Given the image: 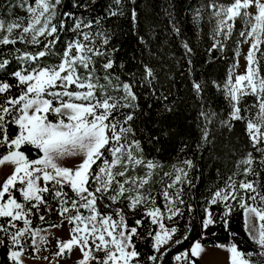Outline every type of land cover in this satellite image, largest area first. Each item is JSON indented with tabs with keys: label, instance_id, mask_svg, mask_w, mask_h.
I'll return each instance as SVG.
<instances>
[{
	"label": "snow or ice",
	"instance_id": "6c2138e0",
	"mask_svg": "<svg viewBox=\"0 0 264 264\" xmlns=\"http://www.w3.org/2000/svg\"><path fill=\"white\" fill-rule=\"evenodd\" d=\"M95 3L96 0H72V8L89 11ZM127 4L133 6L131 34L148 48L139 31L137 0H127ZM16 6L27 15L12 20L0 18V46L17 43L25 46L14 48L10 58L0 55V73H6L13 60L18 65L8 73L15 84L0 78V148L4 149L0 153V166H13L12 173L0 185V220L5 221L0 223V246L8 249L0 264L4 260L8 264H24L29 240L35 253L48 244V230L33 228L31 217L39 214L42 207L52 210L49 195L58 204L62 223L67 221L71 225L70 238L57 239L55 257L62 258L66 252L70 255L79 248L82 258L76 264H144L135 239L150 237L156 254L149 255L147 260L161 264L171 250L167 245L190 239V223L179 239L175 238L180 231L175 225L185 210L190 219L195 210L184 199V186L195 188L190 173L196 165L192 159L185 158L172 164L170 171H164L162 163L145 155L137 137V132L143 130L136 128V121L148 113L141 107L140 95L134 89L146 87L149 90L146 99L154 97L162 102L168 101L172 93L160 91L157 70L147 63L141 62L143 75L139 80L135 79V73L128 74L129 80H121L114 74L113 54L119 49L111 44L113 33L102 22L124 16L125 0H111L106 16L94 19L72 11L61 12L63 0L31 3L17 0ZM203 7L193 17L197 23L202 19ZM207 7L211 12L210 22L214 21L209 52H223L234 34L240 38L235 41L237 58L241 56V44H248L249 48L244 55L243 74L235 71L239 67L237 59L223 83L211 82L227 103L226 116L207 103L204 95L207 82L191 81L193 93L200 101L196 116L200 142L196 147L201 150L212 145L219 129L231 133L236 122H240L244 125L249 150L236 161L235 170L224 185L211 192L203 207L201 226L206 232L222 223L228 231L234 204L238 205L243 210L245 232L256 250L244 252L236 243L215 246L229 253V264H264V180L261 179L264 173V0H210ZM168 16L173 32L179 36L181 30L173 22L171 12ZM237 22L242 25L239 30ZM64 32L73 35L62 41ZM61 43L62 49L58 47ZM29 47L33 50H28ZM182 47L191 66L193 48L186 41ZM149 55L155 54L149 49ZM97 57L104 60L99 69ZM52 58L54 62H49ZM101 71L103 75L99 74ZM14 88L18 95L13 94ZM176 106L177 101L172 100L163 104L162 111L173 113ZM151 107L149 104L148 108ZM147 139L151 144L159 137L149 135ZM26 147L36 151V158L29 157L23 150ZM186 148L185 143L180 151ZM68 157L81 159L68 167L61 163ZM137 169H142L143 174H138ZM157 183L161 185L158 193L154 191ZM15 193H19L20 199ZM157 196L162 198L163 207L157 204ZM125 204L133 215L143 209L141 218L131 225L125 208L118 206ZM217 205L223 209L219 219L212 211ZM39 219L46 222L44 215H39ZM165 221L173 222V226L169 228ZM17 222H22L23 227ZM62 223L52 227H61ZM142 228L146 229L147 236L142 235ZM204 252L203 244L197 240L174 260L177 264H197Z\"/></svg>",
	"mask_w": 264,
	"mask_h": 264
},
{
	"label": "trees",
	"instance_id": "16d2710c",
	"mask_svg": "<svg viewBox=\"0 0 264 264\" xmlns=\"http://www.w3.org/2000/svg\"><path fill=\"white\" fill-rule=\"evenodd\" d=\"M34 0H30V3ZM111 0H96L92 5L91 10L72 8V0H63V7L60 11H72L76 15H83L89 19H94L97 16H106L107 7ZM125 7V15L122 17H112L105 19L102 23L105 29L113 33L111 44L118 47L119 51L113 54V59L116 61L114 74L119 75L121 80H129V73H135V79L139 80L143 75L142 63H147L157 70L158 82L162 86L160 91H171L172 95L168 101H160L154 97L147 98L148 89L146 87L137 86L135 91L140 95L139 103L143 110L148 113L147 116H141L136 121V128L143 131L137 132V137L141 140L145 150V155L148 158H155L164 165V171H170L171 165L177 163L178 160L190 158L194 161L196 167L191 171L190 178L195 184V188L184 186V199L187 203L194 206V212L189 214L185 210L183 217L177 218L178 222L175 226L179 228V233L175 237L179 239L185 234L186 225L191 224V231L188 232L190 239L182 244H169L166 247L171 250L163 257L161 264H174V256L176 253L189 249L191 244L200 240L203 244H229L236 243L238 248L244 252L255 251L256 245L249 239L244 229L243 210L238 205L234 204V211L229 220L228 231H225L224 225L218 223L210 227L206 232L202 229L201 221L204 216L203 207L206 205L211 192L216 188L222 187L225 180L235 170V163L244 151L249 150L248 140L245 135L244 125L236 122L231 133L225 129H219L215 134V140L212 145L198 150L196 145L200 142V132L197 128L196 116L200 108V101L192 90L193 79L207 82L208 87L204 93L207 103L213 109L226 116L228 112L227 103L220 91L211 85L213 80L223 83L226 79L229 69L235 62V49L238 35L234 34L233 39L227 42V46L223 52L209 49L213 43L212 28L214 21L209 20L210 9L207 7L210 0H137L135 5L140 19V34L144 36L148 43V48H145L135 36L131 34L130 9L132 5L127 4ZM219 2H229V0H219ZM17 0H0V18L12 20L16 16H26L27 13L16 6ZM204 6L200 12L202 19L197 23L193 17L196 15V10ZM113 7H115L113 5ZM167 10V11H166ZM168 12H171L173 22L180 28L181 34L177 36L172 29ZM71 23V22H69ZM242 25L237 22L236 28L239 30ZM95 30V29H94ZM15 33L14 35H18ZM71 32L61 33V40H67L72 37ZM187 42L193 48L191 59L192 65L189 66L187 58L184 55L182 42ZM100 41L97 40V46ZM23 49V44L17 43L15 46L7 45L0 46V55L10 58L9 54L14 48ZM62 49L63 44L58 45ZM149 49L155 55H149ZM28 50H33L29 47ZM97 68L104 62L103 58H96ZM52 58L49 62H54ZM123 65L121 68L120 65ZM264 64V61H262ZM18 67L15 60L8 66L6 73H0V78L7 79L9 83L15 84L16 81L8 73L16 70ZM191 69V71H190ZM103 75L101 71L99 73ZM13 94L18 95L17 89H13ZM159 94V93H158ZM172 100L177 101L176 111L173 113L163 112V104L170 103ZM252 98H249V102ZM151 104L152 107L148 108ZM14 132L15 129H12ZM168 132L169 135H164ZM158 136L159 140L153 143H148L147 137ZM188 145L183 152L180 151L184 144ZM159 149V151H157ZM30 158H36V151L30 147L23 149ZM4 149L0 148V153ZM95 167V166H94ZM138 174H143L142 169H137ZM242 177H238L240 179ZM253 179L254 177H249ZM158 179V178H157ZM261 179L264 180V173ZM167 182V178H165ZM264 186V185H262ZM161 185H154V191L159 192ZM67 191V189H65ZM19 199V193H15ZM71 195V192H69ZM48 203L51 207L49 212L47 208L42 207L40 213L33 215L32 227H44L56 225L60 219L58 213V204L56 201L48 197ZM157 204L163 207V200L157 196ZM124 207L128 213V223L131 225L135 219L141 218L143 209L133 215L128 212L126 204L118 205ZM183 207V206H182ZM104 210V209H102ZM212 211L217 214L223 211L222 206H213ZM39 215H44L46 222H41ZM0 220V223H4ZM147 224V221L145 222ZM170 228L173 222L165 221ZM19 227H23L22 222H17ZM68 227L71 225L67 223ZM142 235L147 236L146 229H140ZM236 233L235 236H230L229 233ZM215 233V235H213ZM203 237V238H202ZM135 239V238H134ZM30 240L27 246H30ZM137 250L141 252V259L144 264H151L147 257L154 253L152 249L151 238L135 239ZM7 247L0 246V259L6 257ZM163 252L164 249L162 248ZM158 255V254H157ZM25 256L32 257L34 254L27 248ZM4 264H8L4 260Z\"/></svg>",
	"mask_w": 264,
	"mask_h": 264
},
{
	"label": "rangeland",
	"instance_id": "374dc122",
	"mask_svg": "<svg viewBox=\"0 0 264 264\" xmlns=\"http://www.w3.org/2000/svg\"><path fill=\"white\" fill-rule=\"evenodd\" d=\"M248 48V44H241V56L239 58L235 56V62L237 59L239 60V67L235 70L237 74H243L245 72L246 61L244 55H246ZM80 159L81 158L79 157H68L61 161V163L64 166L72 167L75 164H78ZM12 171L13 166L9 164L0 166V185L4 183L5 179L12 173ZM6 198L7 197H5V199ZM61 223L62 219H60L56 225H61ZM40 228L48 230L49 242L46 245H42L41 250L38 253L33 252L32 248L27 246L26 248L30 249L34 256L28 257L24 255V264H76V262L82 258L79 248L73 250L70 255L66 252L62 258H57L54 255L58 251L57 239L67 241L70 238V228L67 225V221H63L61 227L44 226ZM203 246L205 252L202 253L197 264H229V253L226 250L217 248L215 245L203 244ZM179 253H176L175 256ZM44 257H47L48 259H44ZM174 264H177V262L175 261Z\"/></svg>",
	"mask_w": 264,
	"mask_h": 264
}]
</instances>
